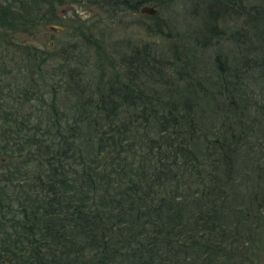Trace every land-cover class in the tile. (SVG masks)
Here are the masks:
<instances>
[{
  "label": "trees",
  "instance_id": "1",
  "mask_svg": "<svg viewBox=\"0 0 264 264\" xmlns=\"http://www.w3.org/2000/svg\"><path fill=\"white\" fill-rule=\"evenodd\" d=\"M177 1L0 2V264H226L240 226L264 218L234 204L239 175L264 200V177L240 170L264 0H188L182 27ZM70 3L105 16L65 24ZM135 11L159 38L110 50L93 29ZM51 23L72 25L77 47L19 40ZM83 46L89 68L71 63Z\"/></svg>",
  "mask_w": 264,
  "mask_h": 264
},
{
  "label": "rangeland",
  "instance_id": "2",
  "mask_svg": "<svg viewBox=\"0 0 264 264\" xmlns=\"http://www.w3.org/2000/svg\"><path fill=\"white\" fill-rule=\"evenodd\" d=\"M5 1L6 0H0V2ZM187 3L188 0H178L176 2V5L172 9L171 15L176 21H179L176 23L179 27H182L183 23L187 22L188 20V17L184 13V11H186ZM139 13L140 12L136 11L133 14L119 13L111 21H109L108 19H104L102 23L99 22L97 28H94L93 30H103V28H105V33L107 34L106 43L109 45L108 47L112 51L116 46L121 45V41H124L126 37H130L131 40L141 41L142 43L146 42V40L150 42L157 41L156 39L158 36H148V33H145L142 30L141 26L145 22L151 23L152 21ZM58 14L62 16L61 18L63 22L67 20L65 24H70V22H68L69 19L75 20L76 23H78L79 20L92 23V21H95L96 19H102L105 16L104 12H100L99 10L95 9L94 6L83 5V3L81 5L73 3L63 6L61 5L58 9ZM52 25L56 28L53 29L51 27ZM75 32L76 29L72 27V25H69L68 27L61 23H51L45 28L41 27L40 29H37L34 35H31V33L27 34L21 32L17 34L21 37L19 40H21V42L24 41L25 44H32L34 46L43 47L47 50H53L56 52L67 47L71 49L72 45H74L75 48L77 47L75 43H78V39L73 36ZM162 42H164L162 38L158 40V43L162 44ZM49 43H53L51 45V48H47V46H44L45 44ZM80 49V51L77 50V57L73 58V62L71 61V63L75 66L89 68L93 63L91 49L85 48V46ZM125 50L126 48L123 44L122 51ZM58 59H61V57H58L55 60L53 59L51 65L59 64L60 61ZM11 77L7 79L10 81L15 80L12 79L13 77ZM253 78H250L252 82L250 83V86L248 88L249 91L247 97L249 99V115H246V118L244 120V129L247 131V133L246 131L245 133H243V135L247 137V140L249 142L248 146L252 149V151L249 152V159L247 160V162L243 159L241 160L240 170L244 169L246 173H250L251 176H254L255 183H260L257 181L256 177L258 179H263L264 177V72L255 74ZM4 83L5 81L1 84L4 85ZM35 103L37 105V102ZM249 162L253 163V165H251ZM250 181V177H245L243 175H239L237 177V199H235L234 202L236 203L234 204L241 210L249 208L250 206L254 211L259 209L264 216V200L261 199L262 194L258 192L261 186H258V188H256V186L250 188V186H247L249 185L248 183H253ZM246 188H248V190ZM254 191H257L259 193V196H257V202L251 201L253 196L255 195L253 194ZM250 218L251 219L247 220L246 224L241 225L242 227L240 226L238 233L235 235V237L238 238L234 247L236 248V251L242 249L241 252L237 253V257L235 256V252H233V254L231 253V256L228 258V260H225L226 264H231L232 262H235L236 259L246 260L248 258H254V260L259 261V264H263L264 218H261L260 220L252 217Z\"/></svg>",
  "mask_w": 264,
  "mask_h": 264
},
{
  "label": "water",
  "instance_id": "3",
  "mask_svg": "<svg viewBox=\"0 0 264 264\" xmlns=\"http://www.w3.org/2000/svg\"><path fill=\"white\" fill-rule=\"evenodd\" d=\"M139 10H141V12L144 14L147 13L148 15H155V13L158 12V9H156V7L154 5H146V4L141 6ZM51 27L53 29L56 28L53 25Z\"/></svg>",
  "mask_w": 264,
  "mask_h": 264
}]
</instances>
